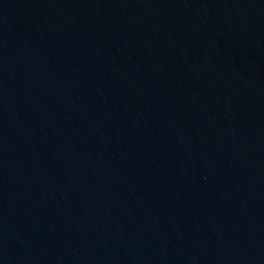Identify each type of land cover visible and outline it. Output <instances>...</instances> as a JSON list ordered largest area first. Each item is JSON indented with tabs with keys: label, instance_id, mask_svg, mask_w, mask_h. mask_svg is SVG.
<instances>
[{
	"label": "water",
	"instance_id": "water-1",
	"mask_svg": "<svg viewBox=\"0 0 264 264\" xmlns=\"http://www.w3.org/2000/svg\"><path fill=\"white\" fill-rule=\"evenodd\" d=\"M0 264H264V0H0Z\"/></svg>",
	"mask_w": 264,
	"mask_h": 264
}]
</instances>
